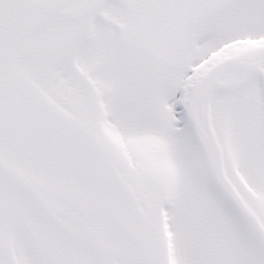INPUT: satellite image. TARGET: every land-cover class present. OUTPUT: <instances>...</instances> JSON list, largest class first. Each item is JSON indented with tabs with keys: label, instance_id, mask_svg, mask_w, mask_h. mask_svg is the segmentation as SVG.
<instances>
[{
	"label": "snow or ice",
	"instance_id": "obj_1",
	"mask_svg": "<svg viewBox=\"0 0 264 264\" xmlns=\"http://www.w3.org/2000/svg\"><path fill=\"white\" fill-rule=\"evenodd\" d=\"M0 264H264V0H0Z\"/></svg>",
	"mask_w": 264,
	"mask_h": 264
}]
</instances>
